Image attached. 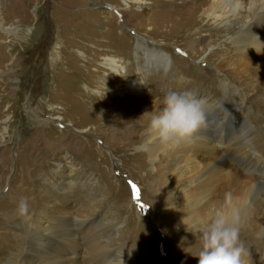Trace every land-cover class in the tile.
<instances>
[{
    "label": "rangeland",
    "instance_id": "obj_1",
    "mask_svg": "<svg viewBox=\"0 0 264 264\" xmlns=\"http://www.w3.org/2000/svg\"><path fill=\"white\" fill-rule=\"evenodd\" d=\"M182 3L0 0V25L9 29L8 33L0 30V264L20 257L22 246L15 240L26 230L25 207L44 191L58 205L54 214L45 217L46 221L55 219L57 211L81 214L84 201L81 186L76 183L79 169L81 179L87 171L109 185L110 204L125 221L130 239L141 249L143 264H190L191 253L200 249L198 235L181 228L167 207L166 195L157 199V182L150 187L154 182L152 164L138 155L141 144L128 137L131 128L118 135V128L108 126L104 115L99 117L93 107L100 102L102 91L98 90L110 88L111 83L107 77L110 72L98 67L101 58H93L89 51L92 47H110L107 55L130 66V70L138 68L145 75V83L151 82L158 93L162 88L161 66L146 71L143 50H136V41L141 40L151 49L169 55L176 67H189L192 78L207 79L215 95L220 96L217 85L226 77L216 66L228 59L212 55L219 47L212 45L215 40L211 26L193 20V5L181 6ZM108 93L109 90L105 94ZM231 97L240 105L239 96ZM246 98L252 107L249 123L264 130V108L254 105L262 100V93L253 92ZM223 108L227 112V107ZM216 112L220 114L221 108ZM58 157L65 166L61 178L72 181V185L60 187L63 195L50 190L51 195L41 188L51 184L52 178H60L47 171ZM73 166L76 171L72 173ZM132 185L137 188L135 195ZM142 197L149 207L141 202ZM83 224L73 221L72 225L74 236L82 239L77 250L59 244L67 256L82 259L83 244L86 246L83 231L87 227ZM239 236L252 258L264 256L258 251L261 241L257 235Z\"/></svg>",
    "mask_w": 264,
    "mask_h": 264
},
{
    "label": "bare ground",
    "instance_id": "obj_2",
    "mask_svg": "<svg viewBox=\"0 0 264 264\" xmlns=\"http://www.w3.org/2000/svg\"><path fill=\"white\" fill-rule=\"evenodd\" d=\"M181 1V6L193 5V20L211 26L215 40L212 45L218 44L219 47L212 55L228 59L216 66L226 77L217 85L220 96L215 95L214 87L207 79L192 78L189 67H176L169 55L138 40L136 50H143L146 71L161 66L160 91L157 93L151 82L145 83V75L138 68L130 70V66L126 67L119 59L107 55L110 47H92L89 51L93 58H101L98 67L110 72L107 77L111 83L110 88L98 90L102 91L99 95L101 103L97 107V101L93 107L99 112V117L104 115L108 126L118 128L115 129L118 135L131 128L128 137L141 144L138 155L152 164L153 173L150 174L154 175V182L150 187L157 182L154 187L159 192L157 199L167 196V207L178 218L181 228L198 235V243L200 232L217 212L231 214L234 211L239 235H257L261 241L258 251L264 252V130L249 123L248 113L252 107L246 98L253 92L262 93V100L254 105L264 108V0ZM109 8L117 9L114 5H109ZM0 30L9 31L1 25ZM201 31L198 33L202 34ZM220 35L224 36L220 39ZM76 60L81 61L77 57ZM108 90L109 93L105 94ZM168 91H188L204 99L206 127L189 139L162 144L153 139L147 129ZM233 95L239 96L240 105L232 99ZM109 98L112 106L108 105ZM223 107H227V112ZM220 108L221 113L218 114L216 110ZM217 115L219 117L216 118ZM69 161L72 163L71 159ZM51 162L47 171L60 178H52L51 184L48 182V187L41 189H46L51 195L53 192L63 195L60 187H71L72 181L66 182L61 178L65 168L61 157ZM73 170L76 171L74 166L72 173ZM84 172L81 179L79 169V180L76 181L81 186V201H84L81 214L57 211L55 219L46 221L58 205L43 190L45 194L25 207L26 230L15 240L22 246L20 257L9 264H143L141 249L130 239L125 221L118 217L117 209L110 204L109 185L93 173ZM226 194L231 195L230 201ZM141 202L149 207L144 197ZM94 220L98 221L91 225ZM73 221L87 225L83 231L87 243L86 246L83 244L82 259L67 256L66 250L59 247L62 243L75 251L81 243L82 239L74 236ZM197 253H191L193 257L188 263L198 264V257L194 256ZM171 256L168 254L167 258L172 261ZM245 258L248 264H264V256L254 259L248 253Z\"/></svg>",
    "mask_w": 264,
    "mask_h": 264
},
{
    "label": "clouds",
    "instance_id": "obj_3",
    "mask_svg": "<svg viewBox=\"0 0 264 264\" xmlns=\"http://www.w3.org/2000/svg\"><path fill=\"white\" fill-rule=\"evenodd\" d=\"M205 100L193 93L168 91L163 95L162 107L152 115L148 134L162 144L189 139L206 127ZM231 200V195L226 194ZM198 264H248V251L240 241L235 212H217L200 232Z\"/></svg>",
    "mask_w": 264,
    "mask_h": 264
}]
</instances>
